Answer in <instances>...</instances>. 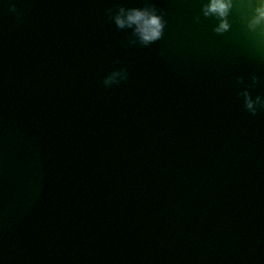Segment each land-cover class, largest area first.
<instances>
[{"label":"water","instance_id":"water-1","mask_svg":"<svg viewBox=\"0 0 264 264\" xmlns=\"http://www.w3.org/2000/svg\"><path fill=\"white\" fill-rule=\"evenodd\" d=\"M151 2L164 36L129 47L108 9L145 0H0V264H264L254 0L223 34L203 0Z\"/></svg>","mask_w":264,"mask_h":264},{"label":"clouds","instance_id":"clouds-1","mask_svg":"<svg viewBox=\"0 0 264 264\" xmlns=\"http://www.w3.org/2000/svg\"><path fill=\"white\" fill-rule=\"evenodd\" d=\"M12 11L16 12V5H10ZM234 7V0H203L201 3V13L203 17L215 18L218 22L213 28L217 34H223L231 29L229 16ZM108 16L120 30H131V37L127 41V46L133 45L148 46L159 41L164 36L166 21L164 13L158 9L151 0H145L143 6H125L123 3L116 4L115 8L108 9ZM196 21L199 22L200 16ZM246 25L249 31L255 32L258 28L264 30V0H254V7L250 17L246 19ZM128 73L125 68L113 70L108 73L104 79V86L108 87L119 83L120 80H126ZM238 85H244L242 78H237ZM258 78L253 75L251 84L245 85L238 93L243 99L244 108L256 115L264 111V94H257L253 97L250 88L256 86Z\"/></svg>","mask_w":264,"mask_h":264}]
</instances>
